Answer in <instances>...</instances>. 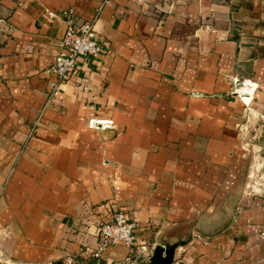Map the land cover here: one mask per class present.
<instances>
[{
  "label": "crops",
  "instance_id": "obj_1",
  "mask_svg": "<svg viewBox=\"0 0 264 264\" xmlns=\"http://www.w3.org/2000/svg\"><path fill=\"white\" fill-rule=\"evenodd\" d=\"M93 19L107 46L48 102ZM263 150L264 0H0V264H152L93 258L116 209L169 264H264Z\"/></svg>",
  "mask_w": 264,
  "mask_h": 264
},
{
  "label": "built area",
  "instance_id": "obj_2",
  "mask_svg": "<svg viewBox=\"0 0 264 264\" xmlns=\"http://www.w3.org/2000/svg\"><path fill=\"white\" fill-rule=\"evenodd\" d=\"M50 14L52 16L55 15L54 13ZM69 14L72 15V11H69ZM95 24L96 19L90 21H72L67 28L60 41L62 50L50 66L54 80L49 85L48 102L55 97L62 83L78 69L80 60H82L86 67H89L91 61L101 54L107 46V43L102 41L97 35ZM39 121L40 117L37 118L34 126ZM89 125L95 128L108 127L112 125V121L92 119L89 121ZM32 133L33 131H31V135ZM104 207L105 204L98 205V208ZM136 227V221L132 220L125 210L116 209L109 218L100 223L97 244L92 252L93 258L100 260L110 246L122 244L128 247L130 251L137 252L143 258L151 261L155 248L144 241L138 243V238L135 234ZM64 264L79 263L70 256L67 257Z\"/></svg>",
  "mask_w": 264,
  "mask_h": 264
},
{
  "label": "water",
  "instance_id": "obj_3",
  "mask_svg": "<svg viewBox=\"0 0 264 264\" xmlns=\"http://www.w3.org/2000/svg\"><path fill=\"white\" fill-rule=\"evenodd\" d=\"M164 254V250L160 247H157L154 250V253L151 257V263L152 264H169L172 262V255L171 253H166V255Z\"/></svg>",
  "mask_w": 264,
  "mask_h": 264
},
{
  "label": "rangeland",
  "instance_id": "obj_4",
  "mask_svg": "<svg viewBox=\"0 0 264 264\" xmlns=\"http://www.w3.org/2000/svg\"><path fill=\"white\" fill-rule=\"evenodd\" d=\"M264 151V150H263ZM249 159H253L257 155V151L253 147H248Z\"/></svg>",
  "mask_w": 264,
  "mask_h": 264
}]
</instances>
